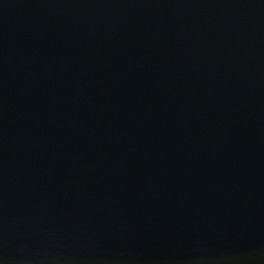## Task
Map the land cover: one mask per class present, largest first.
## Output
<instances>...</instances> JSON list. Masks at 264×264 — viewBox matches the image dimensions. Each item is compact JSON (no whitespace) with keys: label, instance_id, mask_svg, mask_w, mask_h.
I'll list each match as a JSON object with an SVG mask.
<instances>
[{"label":"water","instance_id":"water-1","mask_svg":"<svg viewBox=\"0 0 264 264\" xmlns=\"http://www.w3.org/2000/svg\"><path fill=\"white\" fill-rule=\"evenodd\" d=\"M0 264H264V0H0Z\"/></svg>","mask_w":264,"mask_h":264}]
</instances>
